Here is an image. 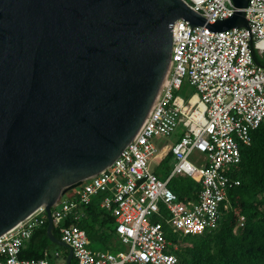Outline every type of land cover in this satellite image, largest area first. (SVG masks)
<instances>
[{
  "label": "water",
  "instance_id": "1",
  "mask_svg": "<svg viewBox=\"0 0 264 264\" xmlns=\"http://www.w3.org/2000/svg\"><path fill=\"white\" fill-rule=\"evenodd\" d=\"M248 2L210 23L184 0H0V236L45 206L71 264L52 207L140 131L170 69L174 22L247 27Z\"/></svg>",
  "mask_w": 264,
  "mask_h": 264
},
{
  "label": "built area",
  "instance_id": "2",
  "mask_svg": "<svg viewBox=\"0 0 264 264\" xmlns=\"http://www.w3.org/2000/svg\"><path fill=\"white\" fill-rule=\"evenodd\" d=\"M184 1L210 23L234 13L233 0ZM246 18L247 27L222 32L192 28L184 19L174 22L170 69L140 131L109 166L52 207L54 227L77 264H177L178 244L155 220L162 206L175 233L196 235L219 226L229 207V189L241 184L232 174L241 162V147L264 123V0H249ZM185 79L196 91L187 99L177 93ZM180 126L183 132L170 149L175 163L169 176L160 178L150 167L161 152L157 138L171 136ZM194 152L205 154L204 161L194 163ZM178 175L201 181L197 201L187 203L169 188ZM97 196L115 218L116 233L127 246L123 251L93 249L84 228L65 224L81 219L82 206ZM47 221L41 206L1 235L0 264H52L48 251L44 258L21 257L26 241ZM244 221L241 216L239 226Z\"/></svg>",
  "mask_w": 264,
  "mask_h": 264
},
{
  "label": "trees",
  "instance_id": "3",
  "mask_svg": "<svg viewBox=\"0 0 264 264\" xmlns=\"http://www.w3.org/2000/svg\"><path fill=\"white\" fill-rule=\"evenodd\" d=\"M241 162L233 167V176L241 184L228 191L229 207L223 209L222 218L216 229L196 235H181L164 220V207L155 220L164 223L167 239L178 244L174 251L177 264H264V123L252 131V141L241 147ZM173 154L169 149L154 171L160 178H167L172 170ZM178 197L187 202L197 201L202 189L201 181L189 176H174L168 183ZM83 217L70 218L65 224L77 223L84 228L90 240V247L96 250L114 252L112 239L117 236L116 222L111 212L100 206V197L81 208ZM244 216L243 226H239ZM48 221L38 228L26 241L21 257L38 259L46 257V251L58 246L47 233ZM171 229V230H170ZM54 234L61 239L58 227ZM71 264H77L74 259Z\"/></svg>",
  "mask_w": 264,
  "mask_h": 264
},
{
  "label": "rangeland",
  "instance_id": "4",
  "mask_svg": "<svg viewBox=\"0 0 264 264\" xmlns=\"http://www.w3.org/2000/svg\"><path fill=\"white\" fill-rule=\"evenodd\" d=\"M195 88L193 86H191L188 82L187 79H185V83L182 87V89L177 92L179 95L185 97V99H187L190 96H193L195 94ZM183 132V127L180 126L171 136L169 137H160L157 138V142L159 143V147H161V152L159 154L156 155V157H154L153 159H151V163H150V167L152 170L155 169L156 166H158L161 163V157L164 155V151L162 152V149L164 147H167L168 149H171V146L174 144V142L180 137V135ZM204 157L205 154L199 153V152H194L193 155L191 156V160L194 163H200L204 161ZM175 163L174 159L172 158L171 160V165L173 166ZM75 194V189L70 191L69 193H67L65 195L64 198H68L71 197ZM170 228V227H168ZM171 230V229H170ZM117 234V233H116ZM113 243L115 244V248H114V253L119 252V251H123L127 248V246L121 242V240L119 239L118 235L116 237H114L112 239ZM60 250L62 249H66L67 247H64L62 245H58L57 246ZM63 262V258H59L57 260V264L62 263Z\"/></svg>",
  "mask_w": 264,
  "mask_h": 264
},
{
  "label": "crops",
  "instance_id": "5",
  "mask_svg": "<svg viewBox=\"0 0 264 264\" xmlns=\"http://www.w3.org/2000/svg\"><path fill=\"white\" fill-rule=\"evenodd\" d=\"M170 149V148H169ZM167 147H164L163 148V151H164V154L169 150ZM162 151V152H163ZM164 156V155H163ZM163 156L160 158L162 160ZM59 245V244H57ZM63 246V245H62ZM66 247V246H64ZM56 252H58V255L56 254ZM69 253H70V249L67 247L66 249H62L60 250L57 246H53L51 247V250H49V254L47 256V258L49 259V261L52 263V264H57V260L59 258H63V262L62 263H59V264H66L67 263V259H68V256H69ZM73 260H74V257H73ZM72 260V261H73ZM72 263V262H71Z\"/></svg>",
  "mask_w": 264,
  "mask_h": 264
}]
</instances>
